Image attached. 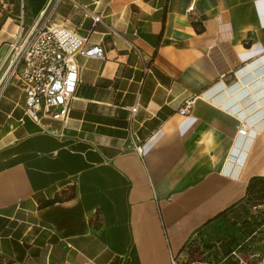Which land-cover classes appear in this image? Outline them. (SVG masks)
<instances>
[{
	"label": "crops",
	"instance_id": "crops-1",
	"mask_svg": "<svg viewBox=\"0 0 264 264\" xmlns=\"http://www.w3.org/2000/svg\"><path fill=\"white\" fill-rule=\"evenodd\" d=\"M11 1L26 27L49 3ZM50 23L104 57L76 56L63 124L0 91V264H171L264 178V0H62Z\"/></svg>",
	"mask_w": 264,
	"mask_h": 264
},
{
	"label": "built area",
	"instance_id": "built-area-1",
	"mask_svg": "<svg viewBox=\"0 0 264 264\" xmlns=\"http://www.w3.org/2000/svg\"><path fill=\"white\" fill-rule=\"evenodd\" d=\"M61 1L49 0L39 20L29 27L24 24L22 7L19 8V33L8 45L7 62L0 77V91L7 84L21 90L24 114L34 123L42 119L67 122L79 83L80 67L76 56L104 57L101 47L89 44L88 38L50 23L52 13ZM93 22H99V18L93 17ZM191 107L192 101H183L177 113L187 116ZM135 112L136 107L130 109L132 116ZM237 133L244 136L246 127L241 125ZM132 149L141 155L140 146L133 144ZM171 264H175L174 260Z\"/></svg>",
	"mask_w": 264,
	"mask_h": 264
},
{
	"label": "rangeland",
	"instance_id": "rangeland-1",
	"mask_svg": "<svg viewBox=\"0 0 264 264\" xmlns=\"http://www.w3.org/2000/svg\"><path fill=\"white\" fill-rule=\"evenodd\" d=\"M16 13L17 6L11 0H0V29L10 18L7 30L10 42L19 33L13 27L17 25L13 21L16 20ZM4 68L0 69V77ZM227 247L234 251L232 260H238V264H264V179L255 181L249 187L242 204L192 237L174 262L205 264L209 259L213 261L216 258L224 264L221 257Z\"/></svg>",
	"mask_w": 264,
	"mask_h": 264
},
{
	"label": "trees",
	"instance_id": "trees-1",
	"mask_svg": "<svg viewBox=\"0 0 264 264\" xmlns=\"http://www.w3.org/2000/svg\"><path fill=\"white\" fill-rule=\"evenodd\" d=\"M261 179H264V178H255V179L251 180L249 183L248 189L255 181L261 180ZM239 249H241V248H239ZM233 253H234V251L230 250L229 247H227L226 250H223V255H222L221 259H223L224 264H238V260H236V262H234L232 260L233 259V257H232ZM205 264H220V261L217 260L216 258L213 261L211 259H209L208 261L205 262Z\"/></svg>",
	"mask_w": 264,
	"mask_h": 264
},
{
	"label": "bare ground",
	"instance_id": "bare-ground-1",
	"mask_svg": "<svg viewBox=\"0 0 264 264\" xmlns=\"http://www.w3.org/2000/svg\"><path fill=\"white\" fill-rule=\"evenodd\" d=\"M18 36V35H17Z\"/></svg>",
	"mask_w": 264,
	"mask_h": 264
}]
</instances>
